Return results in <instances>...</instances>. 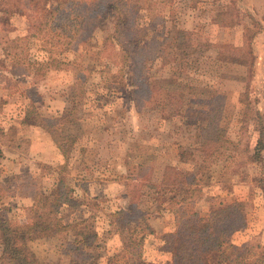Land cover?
<instances>
[{"label":"rangeland","instance_id":"obj_1","mask_svg":"<svg viewBox=\"0 0 264 264\" xmlns=\"http://www.w3.org/2000/svg\"><path fill=\"white\" fill-rule=\"evenodd\" d=\"M227 4L231 2L171 0L160 5L158 12L169 34L193 31L202 43L194 45L191 54L169 55V63L152 61L147 72L149 81L172 76L181 82L193 107L208 108L202 100L225 97L223 126L239 146L235 153L224 150L211 164H203L204 172L198 168L202 153L195 120L159 113L142 101L136 106L135 96L144 97L133 92L131 76L121 78L126 59L114 58L113 52L111 57L107 51L95 55L113 31L111 19L101 20L91 39L59 41L46 35L27 43L15 41L28 35L29 20L14 17L8 33H0V215L15 224L34 223L37 213L51 210L45 199L61 181L68 196L58 208L64 221L89 219L103 238L109 214L131 202L151 215L153 227L162 235L175 229L176 211H162L166 195L158 186L162 168L169 164L199 179L201 192L193 206L202 215L220 202L245 200L248 225L233 241L264 247V197L255 181L264 168L250 163L257 126L264 120V0H234L230 6L240 21L232 26L218 21ZM250 35L254 59L248 54L246 65H230L244 53L232 51L233 47H246ZM74 82L85 83L87 99L70 115L67 98ZM30 107L35 114L28 115ZM36 116L52 120V134L35 125ZM72 138V150L66 155L60 152L56 139L69 143ZM183 151L196 158H180ZM141 164L151 171L148 184L145 179L135 180ZM40 200L44 207L39 206ZM158 235L145 242L144 257L148 262L164 257L161 262L167 263L169 256L159 251ZM63 237L34 239L27 245L44 263L82 264L72 262L60 249L62 240H68Z\"/></svg>","mask_w":264,"mask_h":264},{"label":"trees","instance_id":"obj_2","mask_svg":"<svg viewBox=\"0 0 264 264\" xmlns=\"http://www.w3.org/2000/svg\"><path fill=\"white\" fill-rule=\"evenodd\" d=\"M170 1L0 0V8L3 9L0 14V33L4 31L8 33L14 17L25 16L30 23L29 33L15 42L26 40L28 43L34 38L41 39L46 35L59 41L64 37L87 40L92 38L101 20L111 19L113 31L107 41H103L95 55H102L107 51L111 57L113 52L114 58L126 59L127 64L120 71L121 78L124 79L127 74L131 76L135 80L132 83L133 92L144 97L143 100H139L135 96L136 106L142 101L143 106L157 107L159 113L169 116L185 115L195 120L198 129L196 135L198 149L202 153L201 157H197L202 159L198 168L204 172L206 167L203 164H211L223 155L224 150L235 153L239 143L228 138L227 130L223 126L224 96L218 95L210 100H202L208 108L193 107L184 87L182 88V83L177 79L170 76L149 81L147 78L149 64L152 61L161 59L169 63L171 61L167 58L169 55L174 57L183 51L191 54L193 46L202 43L200 37L193 31L179 30L173 34L174 36L166 31L164 16L158 12V8ZM233 1L229 0L231 4ZM230 5L227 4L220 12L219 24L232 26L240 21L239 18L237 20L234 18ZM144 11L145 14L141 17ZM252 40L253 36L250 35L246 47H233L232 51L244 53L235 57L242 60L233 58L229 62L230 65H246L248 54L252 56V60L254 59ZM53 48L51 46L50 51L53 52ZM67 48L72 49L69 46L65 49ZM253 64L252 62L250 67H253ZM125 67L127 73L124 71ZM121 82L122 89L125 90L127 85L123 80ZM69 91L67 102L72 115L80 105L86 103L87 90L84 82H74ZM31 113L35 114L33 107H30L28 115ZM255 119L259 120L260 116ZM35 122V125L52 134L50 124L52 120L36 116ZM257 127V140L254 152L250 154L252 158L250 163L264 168L262 155L264 120ZM74 143V138L69 143L56 139L59 151L65 155L67 151L69 153L72 150ZM185 157L196 158L190 152L183 151L180 158ZM136 169L140 177H136L135 180L145 179L148 184L147 178L151 177L150 169L145 170L144 164L138 165ZM224 169L227 170L228 166H224ZM255 181L264 197V173ZM158 183L166 195L162 196L164 198L162 211H176L175 229L172 231L158 235L152 225L151 215L138 209L136 204L131 206V202H126L125 206L109 214L108 224L103 231L106 235L101 238L97 226H91L89 219L74 223L71 219L64 221L60 216L58 208L64 203L63 200L68 198L62 191L60 181L59 186L45 199L48 204L50 202L51 210L44 214L37 213V220L34 223L15 224L6 216L0 215V264H49L41 261L27 244L34 239H53L62 235H65L63 239L68 240H62L60 249L68 254L72 262L80 260L82 264H264V247L260 243L246 242L238 245L233 241L235 234L248 225L245 200H235L229 204L220 202L212 207L208 214L202 215L193 206L195 196L201 192L199 179L195 175L166 164L162 168ZM140 184L137 186H142L143 182ZM33 200L36 202L35 205L38 204L35 198ZM41 202L42 200L39 206L44 207ZM54 212L57 215L51 217L50 213ZM157 235L160 240L159 251L169 256L167 263L161 262L164 257L152 262H148L144 257L145 242ZM71 236L73 239H69ZM111 244H115V248L110 249Z\"/></svg>","mask_w":264,"mask_h":264}]
</instances>
